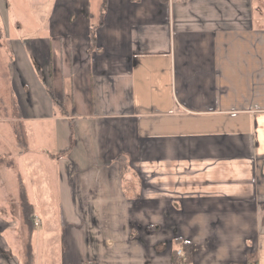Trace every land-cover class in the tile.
I'll use <instances>...</instances> for the list:
<instances>
[{"label":"crops","instance_id":"0c3cea01","mask_svg":"<svg viewBox=\"0 0 264 264\" xmlns=\"http://www.w3.org/2000/svg\"><path fill=\"white\" fill-rule=\"evenodd\" d=\"M2 48L0 264H264V0H0Z\"/></svg>","mask_w":264,"mask_h":264},{"label":"trees","instance_id":"16d2710c","mask_svg":"<svg viewBox=\"0 0 264 264\" xmlns=\"http://www.w3.org/2000/svg\"><path fill=\"white\" fill-rule=\"evenodd\" d=\"M103 7H104V0H103ZM93 42V37H91V43ZM47 94L50 97L55 109L62 114H65L64 107L62 102H60L57 97L55 96L53 89L49 86L47 87ZM116 162L119 165V170L121 175L128 171V162L126 160V156L122 153L118 154L116 157ZM21 208L23 211L24 221L29 228L32 229L33 221H32V208L31 205L24 199L23 194H21ZM261 209L264 210V203L261 204ZM184 246V245H183ZM185 248L188 251L189 245L185 244ZM25 262L23 264H33V253H32V246L30 240H26L25 242ZM189 258L187 257V261Z\"/></svg>","mask_w":264,"mask_h":264},{"label":"rangeland","instance_id":"374dc122","mask_svg":"<svg viewBox=\"0 0 264 264\" xmlns=\"http://www.w3.org/2000/svg\"><path fill=\"white\" fill-rule=\"evenodd\" d=\"M0 51H1L0 57L5 56V52H4L3 48ZM1 61L4 62L3 59H0V62ZM17 115H18L17 109L11 100V95H10V91H9V83H7L6 80L4 79V77L0 75V119L1 118L14 119V118H17ZM9 124L10 123H8V122H6L5 124L0 123V131L6 132L5 129L9 128ZM41 125L42 124H40L39 122L32 123L31 124L32 131L36 132ZM13 126H15L17 129L18 123L14 124ZM47 140H48L47 141L48 148L52 147L51 146V142H52L51 138L48 137ZM35 141H37V140H32V143L34 144Z\"/></svg>","mask_w":264,"mask_h":264},{"label":"built area","instance_id":"2783aa9c","mask_svg":"<svg viewBox=\"0 0 264 264\" xmlns=\"http://www.w3.org/2000/svg\"><path fill=\"white\" fill-rule=\"evenodd\" d=\"M33 224L36 226V225H38V220L37 219H35L34 221H33ZM178 254L180 255L181 254V252L180 251H178Z\"/></svg>","mask_w":264,"mask_h":264}]
</instances>
